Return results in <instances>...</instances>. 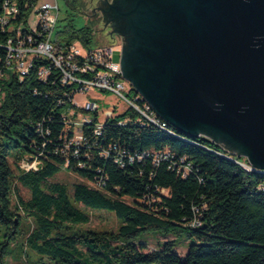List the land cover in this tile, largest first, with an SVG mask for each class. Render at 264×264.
<instances>
[{
    "label": "trees",
    "instance_id": "1",
    "mask_svg": "<svg viewBox=\"0 0 264 264\" xmlns=\"http://www.w3.org/2000/svg\"><path fill=\"white\" fill-rule=\"evenodd\" d=\"M16 1L20 14L14 22L26 23L37 0ZM60 33L61 44L94 46L88 25ZM10 34L0 29V264H7L19 235L26 255L56 264H264V191L258 188L264 173L247 171L229 150L203 136L140 121L133 109L104 121L100 134L93 112L81 126L85 142L70 144L74 127L67 128L66 111L88 112L72 102L79 85L64 84L61 70L44 57L34 58L22 79L13 70L7 74ZM41 69L48 70L45 78ZM112 144L126 151L124 166L113 154L105 156ZM23 160H37L38 169L23 170ZM62 170L93 186L76 182L71 192L52 181ZM20 186L29 190V199ZM80 204L114 213L118 229L85 227L90 214ZM194 208L200 226L190 225ZM152 232L165 240L147 251L141 236ZM181 238L191 241L184 257L176 251Z\"/></svg>",
    "mask_w": 264,
    "mask_h": 264
},
{
    "label": "water",
    "instance_id": "2",
    "mask_svg": "<svg viewBox=\"0 0 264 264\" xmlns=\"http://www.w3.org/2000/svg\"><path fill=\"white\" fill-rule=\"evenodd\" d=\"M91 1L113 42L107 8ZM111 3L127 37L120 70L135 91L182 134L264 170V0Z\"/></svg>",
    "mask_w": 264,
    "mask_h": 264
},
{
    "label": "built area",
    "instance_id": "3",
    "mask_svg": "<svg viewBox=\"0 0 264 264\" xmlns=\"http://www.w3.org/2000/svg\"><path fill=\"white\" fill-rule=\"evenodd\" d=\"M64 1L66 2V0H63V2ZM59 2L60 0H37L32 7L26 23L22 22L16 25L14 20L16 21L20 14L18 2L16 0L3 1V13L0 15V29L3 31L8 30L12 33L5 44L7 49L6 66L16 72L20 79H22L29 72L33 59L44 57L51 59L61 70L62 82L64 84L79 85L76 93L81 91L88 92L94 88L114 93L122 101L124 108L117 104L110 109L104 110L101 113L104 115V120L102 121L100 120V112L98 111L99 105L96 101L86 102L85 107H81L88 111L86 113L72 107H69L66 111L67 122L72 111L73 114L82 116V124L84 122H90L93 112H97L99 121L95 129V134L101 133L104 121L128 109L137 111L140 121H148L162 129H167L169 124L157 115L152 106L143 99L141 94L135 91L132 84H130L128 88L129 94H126V79L121 73L120 63L113 62L114 45L93 46L91 49H87L77 45V42L70 45H64L58 42L57 37H54V32L60 19L61 9ZM23 28H25L26 31H24ZM89 73L92 74V78H86L82 75ZM39 74L41 78H45L48 74V70L41 69ZM76 93L72 98L73 104ZM89 112H92L91 116ZM73 132V138L69 142L70 144L85 142L86 138L82 131L76 136L78 140L75 139L74 130ZM104 154L105 156L113 154L117 164L120 166L125 165L123 157L127 156V153L117 144H112L108 150L104 151ZM168 155V153L157 155V161H159L162 156L168 157ZM233 157L236 156L233 155ZM235 160L247 171L256 170L248 161H243L237 157ZM181 161L184 162V159ZM38 163L37 160L31 162L23 160L20 166L25 171L37 170ZM185 170H189L188 165H186ZM256 171L264 173V170L257 169ZM258 188L264 191V182L259 184ZM162 192H165V190H162ZM190 225H201V218L196 208H194V217Z\"/></svg>",
    "mask_w": 264,
    "mask_h": 264
},
{
    "label": "rangeland",
    "instance_id": "4",
    "mask_svg": "<svg viewBox=\"0 0 264 264\" xmlns=\"http://www.w3.org/2000/svg\"><path fill=\"white\" fill-rule=\"evenodd\" d=\"M112 2V0H109ZM60 20L58 21L56 30L54 32V37H58L60 40L64 41V35L63 33H60L61 31L67 30V29H78L80 27H83L85 25H88L92 27L94 30V46H101V45H114V53H113V62L120 63L121 62V50H122V40L120 37L114 38V41L111 42L105 38V28L103 27V14L100 11H97L94 9V5L92 4L91 0H75V1H69L66 3L63 0H60ZM77 45L84 48V46L81 44V42L77 41ZM13 71L9 69L7 71V74H11ZM126 83V94H129V86L130 82L128 80H125ZM96 101L99 105L98 111L100 112V120H104V115L101 113L106 110L112 108L114 105H120V107L124 108V105L122 101L111 91H101L97 88H94L90 91H81L76 93L74 98V104H76L79 107H85L86 102H93ZM122 111V110H121ZM90 116L92 115V112H89ZM82 116L79 114H73L71 111L70 117L68 119L67 128L74 127L75 131V139L78 140L77 135L81 133V124H82ZM74 124V125H73ZM231 153V152H230ZM234 156L241 160L248 161V158L244 156H237L235 153H233ZM52 181L59 182L66 184L70 191L72 192V186L76 182H84L89 184L90 186H93L92 183L88 182L85 179H82L78 175H76L72 171L68 170H62L58 174H56ZM20 194L24 199L30 198V192L27 188H24L20 186ZM124 200L126 202L133 204L134 201L130 197H125ZM13 202H16V198H13ZM80 206L83 209L84 206L80 204ZM87 212L90 214V222L85 226L92 229L97 230H113L116 231L120 225V222L116 215L112 212H108L105 210H91L86 209ZM31 225V221L27 223V226ZM171 237H168L167 239H170ZM141 240H145L147 242V251L154 250L158 243L163 242L165 238L160 233H148L141 236ZM24 238L19 235L17 239L12 243L10 246V250L8 254L5 257V262L7 264H56L55 261L48 260L46 258H43L41 261L39 260V257L36 255H33L31 252H29V255H26L25 253V247L23 246ZM191 241L185 240L181 238V241L179 242L178 246L176 247V251L180 254L181 257H184L187 250L188 245Z\"/></svg>",
    "mask_w": 264,
    "mask_h": 264
},
{
    "label": "flooded vegetation",
    "instance_id": "5",
    "mask_svg": "<svg viewBox=\"0 0 264 264\" xmlns=\"http://www.w3.org/2000/svg\"><path fill=\"white\" fill-rule=\"evenodd\" d=\"M113 1V0H112ZM115 2V1H114ZM112 3L109 0H102L100 2L101 6H104L103 8H107V15L110 16L109 20L111 19L112 21L110 22L111 24V33L110 35L112 38H116L117 36L120 37L122 42H124L126 37V33L124 32V27H123V20L122 17L120 16L117 11L114 9L110 8V5ZM122 67V66H121Z\"/></svg>",
    "mask_w": 264,
    "mask_h": 264
}]
</instances>
